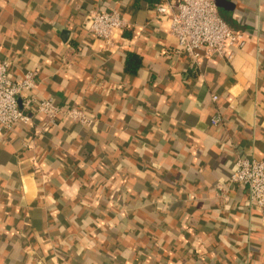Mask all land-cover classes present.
Returning <instances> with one entry per match:
<instances>
[{
	"label": "crops",
	"instance_id": "0c3cea01",
	"mask_svg": "<svg viewBox=\"0 0 264 264\" xmlns=\"http://www.w3.org/2000/svg\"><path fill=\"white\" fill-rule=\"evenodd\" d=\"M161 2L0 0L9 77L36 69L38 98L92 119L0 130V264H264L260 214L227 185L237 157L264 162V0H216L245 44L200 66ZM110 9L129 23L108 47L84 25Z\"/></svg>",
	"mask_w": 264,
	"mask_h": 264
},
{
	"label": "built area",
	"instance_id": "2783aa9c",
	"mask_svg": "<svg viewBox=\"0 0 264 264\" xmlns=\"http://www.w3.org/2000/svg\"><path fill=\"white\" fill-rule=\"evenodd\" d=\"M160 20L168 22V33L175 39L177 52L187 55L196 66L210 57H222L227 50L242 48L243 34L232 30L220 17L216 0H162L155 7ZM128 21L116 10H91L85 29L97 39L112 46L119 30ZM229 58L231 55L228 56ZM11 62H0V130L8 131L14 125H31L34 115L44 117L40 130H49L59 120L90 126L92 119L80 108L56 104L54 99L38 98L35 89L39 83L38 71L30 69L22 77H9ZM217 101V96L212 95ZM222 122L218 112L211 124ZM227 185L245 188L253 207L259 212L264 225V162L250 157H237Z\"/></svg>",
	"mask_w": 264,
	"mask_h": 264
},
{
	"label": "water",
	"instance_id": "95a60500",
	"mask_svg": "<svg viewBox=\"0 0 264 264\" xmlns=\"http://www.w3.org/2000/svg\"><path fill=\"white\" fill-rule=\"evenodd\" d=\"M217 4V3H216Z\"/></svg>",
	"mask_w": 264,
	"mask_h": 264
}]
</instances>
